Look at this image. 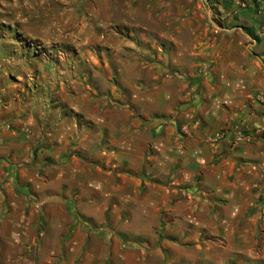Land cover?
Segmentation results:
<instances>
[{
	"label": "crops",
	"instance_id": "1",
	"mask_svg": "<svg viewBox=\"0 0 264 264\" xmlns=\"http://www.w3.org/2000/svg\"><path fill=\"white\" fill-rule=\"evenodd\" d=\"M200 1L182 59L116 38L43 72L0 37V156L23 158L0 161V264H109L110 241L124 259L128 214L155 216L156 244L130 248L153 264H183L206 221L220 264H264V0ZM143 187L150 209L125 207Z\"/></svg>",
	"mask_w": 264,
	"mask_h": 264
},
{
	"label": "rangeland",
	"instance_id": "2",
	"mask_svg": "<svg viewBox=\"0 0 264 264\" xmlns=\"http://www.w3.org/2000/svg\"><path fill=\"white\" fill-rule=\"evenodd\" d=\"M106 1L0 0V37L12 38L18 44L15 45L18 51L28 52L34 58L42 60L44 72L55 68L57 64L65 65L66 68L78 65L82 70L78 55L83 53L87 57L88 52L96 54L93 52H103L108 49L113 56L119 54V51L121 55L123 54L121 48L116 49L118 45L115 44L116 38L135 44L125 46L124 51L128 54L134 53L137 61H149L148 63L152 64L158 55L165 54L182 59L183 40L187 48L190 42L188 40H192L197 35L198 30H195L194 22L196 19L193 18L196 14L190 8L197 1L201 3L200 0H111L110 7L105 5ZM212 18V13L205 14V21ZM108 21H111L113 25L107 27ZM94 25L99 27H91ZM100 41H102L101 44ZM103 41L113 42V49L111 46H105ZM147 52L154 54V59L143 58L145 56L143 54ZM69 63L72 64L69 65ZM15 159L23 158H13L11 155L0 156V161L14 163ZM130 189L131 184H124L125 194L129 193ZM28 191L24 189V193L29 194ZM153 193V189L143 187L139 195H133L134 203L125 204V207L135 204L139 208L150 209L145 198L154 197ZM31 195H28L29 198ZM127 220V225L122 232L112 230L117 235L121 233L124 237V259L120 258V250L116 251L114 243L110 241L108 263L121 264V261L130 259L137 263L153 264L156 259L150 253L138 254L130 248L138 243L149 246L156 244V235L160 226L156 225L153 229V226L157 224L155 216H150L149 219V215L132 217L128 214ZM206 223L211 229L205 235L206 237L201 234L198 242L189 233H185L184 239L193 240L186 243L188 252L186 255L183 254V264H202L201 257L209 258L204 264H220L221 252L218 247L221 244L225 245L227 238L221 237L218 233V222L206 221ZM135 231L136 233H133ZM139 231L144 235L141 239L137 233ZM163 235L162 229V239ZM199 243H203L206 253L197 252L196 245ZM96 249L92 255L99 257L97 246ZM176 255L179 254L176 253ZM137 257L139 258L135 259ZM232 262L228 264H233Z\"/></svg>",
	"mask_w": 264,
	"mask_h": 264
}]
</instances>
